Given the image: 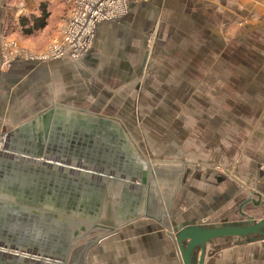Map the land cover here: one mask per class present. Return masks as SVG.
Here are the masks:
<instances>
[{"label":"crops","instance_id":"1","mask_svg":"<svg viewBox=\"0 0 264 264\" xmlns=\"http://www.w3.org/2000/svg\"><path fill=\"white\" fill-rule=\"evenodd\" d=\"M5 2L25 4L21 21L58 0H0V147L15 149L0 155L1 254L68 264L141 220L175 241L264 217V0H136L84 58L7 69ZM204 264H264V237L214 240Z\"/></svg>","mask_w":264,"mask_h":264},{"label":"water","instance_id":"2","mask_svg":"<svg viewBox=\"0 0 264 264\" xmlns=\"http://www.w3.org/2000/svg\"><path fill=\"white\" fill-rule=\"evenodd\" d=\"M0 161H2L1 157ZM1 174L2 170H0ZM143 182L148 184L145 180ZM251 194L253 196L244 204L251 203L254 207H260L262 196L258 193ZM153 204H156L157 209L155 195L149 188L148 210ZM249 211L257 214L255 209ZM165 214L155 211L152 215L157 222L163 224ZM252 214L249 216L242 212L245 218L239 224L222 222L220 225L215 224L210 227L189 226L182 229L177 236L174 235L181 259L172 234L165 232L151 220H141L102 238L94 237L88 240L87 244L73 251L68 264H195L194 254L198 250L201 253L199 264H204L206 247L214 240L264 237V217L256 221V215ZM78 234L76 231L75 235ZM14 245L12 244V247ZM5 247H7L5 244H0V248ZM3 257V260L7 258L6 255ZM3 260L0 259V264L6 262ZM11 264H19V262L11 260Z\"/></svg>","mask_w":264,"mask_h":264},{"label":"rangeland","instance_id":"3","mask_svg":"<svg viewBox=\"0 0 264 264\" xmlns=\"http://www.w3.org/2000/svg\"><path fill=\"white\" fill-rule=\"evenodd\" d=\"M75 1L76 0H58L56 4H53L51 6L47 4H43L46 5L47 11L49 13L47 25L45 26V28L35 31L30 35H26L24 33V30L19 20L20 18L18 17L19 14L22 12L23 7L25 8V4H20V2H13V3L5 2L2 5V8L4 10L3 11L4 20H3V34L1 36L3 39L2 42V52L4 56L3 68L5 69L9 68L10 64L16 61L18 62L34 61L39 63L51 62V61L45 62L43 60H37V59L41 57L43 58L48 53H52L51 51L61 46L64 43V41L69 38L70 31H68L69 29L68 23L71 18L76 17V11L74 9L77 5V2ZM130 2H133V0H130ZM39 10L37 14L34 16H40L41 10L40 12ZM24 17L28 19H32V13L25 14ZM85 56H83L82 58H84ZM63 59L79 60V59L71 58L70 56H65L63 57ZM7 150L8 152H10L9 151L10 149L8 147L6 148V150H3V144L1 142L0 152L5 154L6 156H11L10 154H7ZM2 174L5 175L4 171L2 172ZM3 175L0 176V188L3 187V191H6L8 187L5 188V186H7L6 184L8 182L4 180L5 176ZM28 253L30 255H37L32 251H29ZM4 255H6L7 258H5V260L3 261L11 262L10 258H13L12 255L8 253H2L0 254L1 260L4 258L3 257ZM36 262L41 263L43 261L38 260ZM25 263H30V262L29 260H25Z\"/></svg>","mask_w":264,"mask_h":264},{"label":"built area","instance_id":"4","mask_svg":"<svg viewBox=\"0 0 264 264\" xmlns=\"http://www.w3.org/2000/svg\"><path fill=\"white\" fill-rule=\"evenodd\" d=\"M134 1V0H133ZM75 7L76 17L69 20V38L55 50L48 53L43 58L37 60L55 61L70 56L74 59H80L90 52L93 47L97 28L104 23L120 22L129 13L132 2L130 0H76ZM102 17V21L98 22V18ZM81 23L92 24L93 41H80L77 44L75 32L81 29ZM85 42H89L88 44ZM89 48L87 49L86 47ZM80 46V48L78 47Z\"/></svg>","mask_w":264,"mask_h":264},{"label":"trees","instance_id":"5","mask_svg":"<svg viewBox=\"0 0 264 264\" xmlns=\"http://www.w3.org/2000/svg\"><path fill=\"white\" fill-rule=\"evenodd\" d=\"M41 14L40 16H32V19L23 18L20 23L26 35H30L35 31L45 28L49 13L46 5H40Z\"/></svg>","mask_w":264,"mask_h":264},{"label":"bare ground","instance_id":"6","mask_svg":"<svg viewBox=\"0 0 264 264\" xmlns=\"http://www.w3.org/2000/svg\"><path fill=\"white\" fill-rule=\"evenodd\" d=\"M101 21H102V17L98 18V22H101ZM81 25H82L81 26V29L80 30H77L75 32V36L77 38V40H76L77 44L78 45L80 44L79 43V40L80 41H84V40L86 41V39L90 40V43L89 42H85V43L91 44V42L93 41V30H92L93 27H91L92 24L81 23ZM87 46L88 47H86V48L88 49L89 48V45H87ZM78 47L80 48V46H78ZM5 148H7V147H5ZM0 154H1V152H0ZM142 183L145 184V182H143V181H142ZM5 248H7V247H5Z\"/></svg>","mask_w":264,"mask_h":264}]
</instances>
